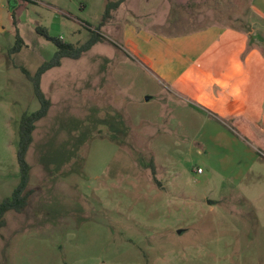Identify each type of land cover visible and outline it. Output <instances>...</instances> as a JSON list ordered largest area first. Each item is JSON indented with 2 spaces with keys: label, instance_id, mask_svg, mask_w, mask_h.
<instances>
[{
  "label": "rangeland",
  "instance_id": "obj_1",
  "mask_svg": "<svg viewBox=\"0 0 264 264\" xmlns=\"http://www.w3.org/2000/svg\"><path fill=\"white\" fill-rule=\"evenodd\" d=\"M118 1L17 0L13 54L0 0V204L20 183L21 117L40 108L21 68L57 51L37 28L102 38L41 79L51 108L0 264H264V67L246 64L264 59V19L253 0H126L105 18ZM234 29L243 51L223 36Z\"/></svg>",
  "mask_w": 264,
  "mask_h": 264
},
{
  "label": "trees",
  "instance_id": "obj_2",
  "mask_svg": "<svg viewBox=\"0 0 264 264\" xmlns=\"http://www.w3.org/2000/svg\"><path fill=\"white\" fill-rule=\"evenodd\" d=\"M126 0H119L117 3L107 7L105 18L108 17L111 9L118 8ZM15 9L13 13V21L16 26V39L15 45L11 52L13 54L20 53L24 46H26L23 37L20 35L17 27V18L15 15ZM37 32L40 36L45 38L47 41L54 44L57 51L53 55L52 59L44 62L37 70L36 74H32L25 68H21L23 74L33 83L34 93L36 98L39 100L40 108L35 112H26L21 117L19 134V144L17 149V161L20 169V183L14 190L11 197L5 199L0 204V230L4 227L5 215L8 212L14 211L21 213L28 206L29 197L31 192L28 191L30 178H31V166L27 160V155L31 145L34 141V133L37 129V124L47 117L51 108V101L46 97L41 88V79L48 71L59 68L62 65L64 59H80L85 53L89 52L102 38L100 35H95L87 43L83 45H75L73 43L65 42L62 38H52L49 36L48 29L38 27Z\"/></svg>",
  "mask_w": 264,
  "mask_h": 264
},
{
  "label": "crops",
  "instance_id": "obj_3",
  "mask_svg": "<svg viewBox=\"0 0 264 264\" xmlns=\"http://www.w3.org/2000/svg\"><path fill=\"white\" fill-rule=\"evenodd\" d=\"M10 1H11V0H8V4H9ZM251 6H252L253 10L259 15V17H261V18L264 19V16L261 14L262 11L264 12V0H253ZM8 7H9L10 12L12 13V11H11V9H10V4L8 5ZM8 7H7V8H8ZM257 10L260 11L261 13H259ZM215 29H217V28H215ZM232 29H233V28H232ZM213 31H214V30H213ZM217 31L220 32L221 30H217ZM227 31H229V32H226V33L223 32V33H224L223 36H232V37H234L235 40H236V44H237V48H236V49H237L239 52H240V51H243V50H242V47H245V43H246L245 38H246L247 35L242 34L241 32H239V31H237V30L235 31V29H234V33L232 32V30H231V31H230V30H227ZM221 34H222V33H219V35H221ZM220 37H222V36H220ZM168 43H169V42H168ZM186 43H188V39L182 40V41H181V44H176V43H174V46H173V47H172V44L169 43V44H171V47H172V48H169V47H167V48L170 49L171 51H174V50L178 49L179 47L182 48ZM215 43H217V41H213V42H212V46H213V47L215 46ZM175 44H176L177 46H179V47L175 46ZM180 45H181V46H180ZM218 52H219V49L213 51L214 56H217V57H218ZM237 62H238V63H241V60H240V59H237ZM246 64H247L248 66H252V65H254V66H256V67H264V59H263V57H262V55H261L260 53L253 52V53H251L250 56L246 59ZM219 76H220V74H218V77H219ZM187 87H188V86L186 85L185 88H187ZM219 88H220V90H221V87H220V86H219ZM226 88H227V87H223L222 89L226 91ZM220 90H219V91H220ZM217 100L219 101L218 96H217Z\"/></svg>",
  "mask_w": 264,
  "mask_h": 264
},
{
  "label": "water",
  "instance_id": "obj_4",
  "mask_svg": "<svg viewBox=\"0 0 264 264\" xmlns=\"http://www.w3.org/2000/svg\"><path fill=\"white\" fill-rule=\"evenodd\" d=\"M17 3H18L17 0H11L9 2L11 11H13L15 9V7L17 6ZM149 100H150V98L148 97L147 101H149Z\"/></svg>",
  "mask_w": 264,
  "mask_h": 264
},
{
  "label": "built area",
  "instance_id": "obj_5",
  "mask_svg": "<svg viewBox=\"0 0 264 264\" xmlns=\"http://www.w3.org/2000/svg\"><path fill=\"white\" fill-rule=\"evenodd\" d=\"M202 172V170L201 169H198V173H201Z\"/></svg>",
  "mask_w": 264,
  "mask_h": 264
}]
</instances>
